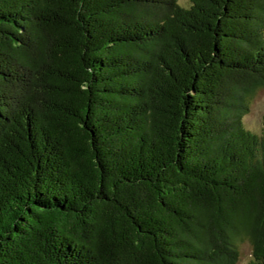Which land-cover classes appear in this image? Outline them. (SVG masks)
<instances>
[{
    "label": "trees",
    "instance_id": "obj_1",
    "mask_svg": "<svg viewBox=\"0 0 264 264\" xmlns=\"http://www.w3.org/2000/svg\"><path fill=\"white\" fill-rule=\"evenodd\" d=\"M183 5L0 0V264H264V0Z\"/></svg>",
    "mask_w": 264,
    "mask_h": 264
},
{
    "label": "rangeland",
    "instance_id": "obj_2",
    "mask_svg": "<svg viewBox=\"0 0 264 264\" xmlns=\"http://www.w3.org/2000/svg\"><path fill=\"white\" fill-rule=\"evenodd\" d=\"M179 4L184 6L186 0H178ZM183 3V4H182ZM186 7V6H185ZM264 115V90H259L251 99L249 111L243 117V123L248 130L255 133L261 129V124ZM250 247L247 244H242L240 247V261L239 264H245L250 259Z\"/></svg>",
    "mask_w": 264,
    "mask_h": 264
}]
</instances>
